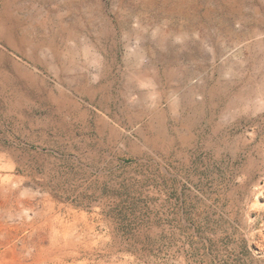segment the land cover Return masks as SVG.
<instances>
[{"label":"rangeland","instance_id":"rangeland-1","mask_svg":"<svg viewBox=\"0 0 264 264\" xmlns=\"http://www.w3.org/2000/svg\"><path fill=\"white\" fill-rule=\"evenodd\" d=\"M0 264H264V0H0Z\"/></svg>","mask_w":264,"mask_h":264}]
</instances>
